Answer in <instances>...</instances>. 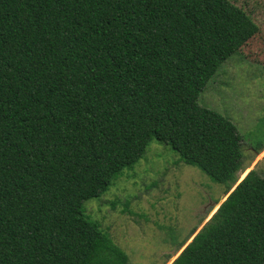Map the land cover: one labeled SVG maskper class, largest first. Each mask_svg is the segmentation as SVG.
<instances>
[{"label": "trees", "instance_id": "obj_1", "mask_svg": "<svg viewBox=\"0 0 264 264\" xmlns=\"http://www.w3.org/2000/svg\"><path fill=\"white\" fill-rule=\"evenodd\" d=\"M257 33L229 0H0V264H129L82 204L152 139L225 187L170 264H264V178L197 104Z\"/></svg>", "mask_w": 264, "mask_h": 264}, {"label": "rangeland", "instance_id": "obj_2", "mask_svg": "<svg viewBox=\"0 0 264 264\" xmlns=\"http://www.w3.org/2000/svg\"><path fill=\"white\" fill-rule=\"evenodd\" d=\"M229 1L251 17L258 33L221 63L197 104L235 126L242 169L264 178V149L257 153L264 145V0ZM224 191L152 139L144 155L113 176L107 190L85 201L82 210L123 250L129 264H169L177 243L210 218Z\"/></svg>", "mask_w": 264, "mask_h": 264}, {"label": "water", "instance_id": "obj_3", "mask_svg": "<svg viewBox=\"0 0 264 264\" xmlns=\"http://www.w3.org/2000/svg\"><path fill=\"white\" fill-rule=\"evenodd\" d=\"M245 175H246V174H245ZM243 177H244V176H243ZM241 179H242V178H241ZM241 179H240V180H241ZM240 180H239V181H240ZM239 181H238V182H239ZM233 188H234V187H233ZM221 203H222V201L220 200L219 203L217 204V208H218L219 204H221ZM215 211H216V210H215ZM169 264H170V263H169Z\"/></svg>", "mask_w": 264, "mask_h": 264}, {"label": "bare ground", "instance_id": "obj_4", "mask_svg": "<svg viewBox=\"0 0 264 264\" xmlns=\"http://www.w3.org/2000/svg\"><path fill=\"white\" fill-rule=\"evenodd\" d=\"M243 178V177H242ZM216 207H217V205H216Z\"/></svg>", "mask_w": 264, "mask_h": 264}]
</instances>
